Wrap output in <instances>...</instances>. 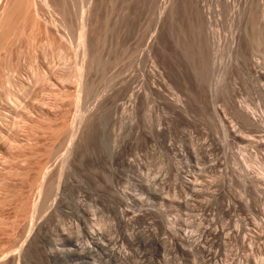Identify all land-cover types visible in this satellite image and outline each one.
Here are the masks:
<instances>
[{"label":"rangeland","instance_id":"374dc122","mask_svg":"<svg viewBox=\"0 0 264 264\" xmlns=\"http://www.w3.org/2000/svg\"><path fill=\"white\" fill-rule=\"evenodd\" d=\"M263 85L264 0H0V264H264Z\"/></svg>","mask_w":264,"mask_h":264},{"label":"bare ground","instance_id":"6f19581e","mask_svg":"<svg viewBox=\"0 0 264 264\" xmlns=\"http://www.w3.org/2000/svg\"><path fill=\"white\" fill-rule=\"evenodd\" d=\"M259 63V62H258ZM256 66V65H255ZM259 72V71H258ZM260 75V74H259ZM258 76V75H257ZM261 82V81H260ZM263 82V81H262ZM262 82H261V85H262ZM260 84V83H259ZM260 86V85H259ZM264 86V85H263ZM258 89H260V88H258ZM262 103V102H261ZM242 108H243V106H242ZM261 108V107H260ZM240 109H241V106H240ZM244 109V108H243ZM248 110V109H247ZM245 111V110H244ZM246 112H248V111H246ZM246 112H244V114H245V116L249 119L248 121H250L254 126H256V128L258 127V128H263L264 129V127H263V122L261 123V120H259V119H256L255 117H254V115L253 114H249V112L246 114ZM242 114V113H241ZM251 115H253V116H251ZM256 117H258V114H257V116ZM263 117V116H262ZM260 119H261V117H259ZM264 119V118H263ZM262 131V130H261ZM264 209V208H263ZM215 221V220H214ZM207 229V228H206ZM205 229V230H206ZM210 229V228H209ZM226 229V228H225ZM213 231H216V230H213ZM218 231V230H217ZM223 231V230H222ZM90 232V231H89ZM96 231H94V233H95ZM93 233V232H92ZM203 233H204V231H203ZM217 233V232H216ZM98 234V233H97ZM202 234V233H201ZM200 234V235H201ZM205 234H206V232H205ZM208 235H209V233H207ZM204 235V234H203ZM93 236H94V234H93ZM202 236V235H201ZM207 236V235H206ZM96 236H94V239H97V238H95ZM104 237V236H103ZM99 238V237H98ZM204 238V237H203ZM209 238L210 237H208V240H209ZM212 238V237H211ZM199 239V238H198ZM120 240V239H119ZM28 241V240H27ZM99 241V240H98ZM190 241H192V240H190ZM189 241V242H190ZM196 241H198V240H196ZM200 241V240H199ZM216 241H218V239L216 240ZM194 242H195V240H194ZM201 242V241H200ZM203 242V241H202ZM191 243V242H190ZM204 243H206V242H204ZM193 244H195V243H192V245ZM199 244V243H198ZM214 244V243H213ZM212 244V245H213ZM25 246V245H24ZM83 246V245H82ZM194 246V245H193ZM201 246V245H200ZM195 247V246H194ZM197 247H199V246H197ZM208 247V246H207ZM85 248V247H84ZM196 248V247H195ZM208 251V250H207ZM210 251V250H209ZM212 251V250H211ZM210 251V252H211ZM206 252V251H205ZM216 253H217V251H216ZM220 253V252H219ZM218 253V254H219ZM16 254V253H15ZM210 255V254H209ZM208 255V256H209ZM211 255H212V253H211ZM217 255V254H216ZM16 256V255H15ZM21 256V255H20ZM215 257V256H214ZM218 257V256H217ZM3 258V257H2ZM208 258H211V256L210 257H208ZM207 258V259H208ZM216 259H218V258H216ZM216 259H215V261H216ZM2 260V259H1ZM19 260V259H18ZM3 261V260H2ZM19 262V261H18ZM214 263H216V262H214ZM217 264V263H216Z\"/></svg>","mask_w":264,"mask_h":264}]
</instances>
